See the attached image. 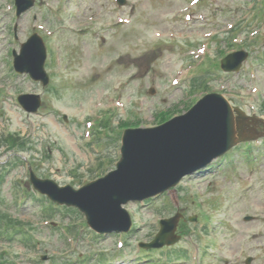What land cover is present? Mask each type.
I'll return each mask as SVG.
<instances>
[{"label": "rangeland", "instance_id": "374dc122", "mask_svg": "<svg viewBox=\"0 0 264 264\" xmlns=\"http://www.w3.org/2000/svg\"><path fill=\"white\" fill-rule=\"evenodd\" d=\"M38 1L37 5L16 18L12 1L0 0V135L9 131H17L20 134L24 132V137H28L31 145L34 147L32 152L27 153H30V159L37 165L36 169L38 172L53 177L58 183H70L72 180L71 169L77 167L78 173L83 175L88 166L87 162L90 153L86 152L88 156L85 155L84 149L80 145L84 140L83 136L85 134L83 132L85 127L84 129L80 125L74 127L73 124H70V120H67V122L63 121L61 119V112L56 107L67 112L69 117L70 115H76L83 118L85 116L84 113L96 115L99 113V109L106 107L104 101L111 102L105 97V93L110 90V85L114 84V87L122 83V80H125L128 83L126 84L124 81L117 90L122 91L123 106L119 103L117 113L113 114L110 120L113 130L117 128L121 119L132 118L129 114L130 108L135 109L136 103H134V99L138 95L144 97L142 99L143 106L139 107L138 110L136 107L137 119L142 125L157 123L156 112L158 105H162L164 110L174 109L177 112L185 110L186 104L197 96L196 93L188 94L186 92L187 82L185 81L182 83L179 81L174 86H171L170 83L172 79L177 80V78L182 76L184 72L182 60L188 62L189 57L185 56L181 60L179 54L174 49L173 43L169 41L170 39L165 37H150L149 34L152 32V27L150 26L156 24L154 27L172 33L179 31L182 35L188 34L189 36L200 37L203 34L201 30L209 29L211 25V27H217L216 24H213L217 21L219 22L218 31L221 33L224 25L226 29V21L228 20L235 23L236 19L240 18L241 25H244L242 17L246 15L241 10L245 9L244 7L246 6L244 5L248 0H212L213 3H218L222 10H231V13L228 15L222 11V13L217 14L216 7H213L212 3H208L207 14L211 19L203 22V28L199 27L198 22L183 25L182 22L187 21L185 16L181 20L170 17L171 12L175 9L185 7L184 12L187 11L186 9L192 6L190 0H128V4H133L132 8L128 4H124V8H119L115 0H49L52 5L64 2V6H61L62 17H56L52 13V10L48 21L45 18L47 7L43 4L44 0ZM209 1L207 0V2ZM257 4L264 5V2L262 0L257 1ZM123 10L131 14L134 21L137 18L132 28V33L129 34L131 36L130 42L128 38L122 39L114 35L118 31H121V27L111 28L105 23L107 21L111 23L115 22ZM67 11L70 14H67ZM92 11L96 12L99 16H96V20L87 19L88 13ZM114 11H116L115 16ZM251 12L259 17L262 16L258 7H254ZM105 16H108L109 19L105 18ZM112 17H114L113 21ZM212 18H216L217 20H212ZM45 24L57 31L56 35L52 36V38L54 42H57L61 46L62 63L57 64L55 60L52 61L51 64L55 67L53 70V83L52 87L49 86L43 94V108L37 113L27 116L15 100L16 93L21 91H41L42 88L25 74L15 75L12 60L9 59L12 49L10 52L9 49L12 47L18 50L20 42L25 39L32 29L41 35L42 33L45 34ZM14 25H16L17 38L13 36ZM60 25L63 27H60ZM68 26L71 27L65 28ZM124 27L126 28V26ZM173 27H177V30ZM144 28H146V31H144ZM93 31L97 32V35H91ZM256 31L264 35V22L257 26L251 25L250 30L247 26L243 27L239 36L243 38V43H245L244 40L248 39ZM82 33L86 35L84 39L81 37ZM101 34L105 35V41H101ZM220 35L221 37L222 35L225 36L224 33ZM143 36H145V40L148 42L163 39L169 41L172 45L168 47L164 46V48L169 49L168 52L164 53H157V51H161L160 47L163 46L155 44L149 47V53H157V55H154L155 57H150L149 55L136 57V59L134 57L131 59L124 57H130L133 54L132 51L134 53L141 52L139 49H142L145 44H149L141 42ZM137 39L139 40L138 44ZM45 43L49 58L51 59L53 56V46L50 43L49 37L45 38ZM128 43L132 51L130 49L127 51L122 49L118 55L117 48L120 49L122 45L126 47ZM223 43L224 41H221L220 44ZM97 44H102L108 49V52H97L95 50ZM186 44L188 50H196L192 41H188ZM263 44L258 42L256 48L248 46L251 52L248 59L244 61L245 66L242 70L233 73L218 71V75L214 76L212 74L210 80L213 85H216V88H222L227 93L235 91L239 95H248L247 100H241L245 103L246 106L244 105V107L249 113L253 110L254 103H257L259 109L260 103L264 101V63L261 64L258 60H255L257 51L264 50ZM121 55L123 56L122 58L120 57ZM139 55H142V53H139ZM116 56L120 57L121 60L119 63L116 61L115 64ZM139 58L143 59V61ZM251 61L253 63H250ZM247 64L249 68H254L252 72L246 68ZM216 66L215 61L208 57L205 64L199 67V78L204 79L205 74L207 75L208 71L214 70ZM129 84L131 85L128 86ZM234 85L237 87H234ZM71 87L74 88V91H79L75 89L76 87H82L83 89L80 91H86V93L77 95ZM3 88H5L6 92ZM151 88H154L153 93H150ZM117 96L118 94H114V97ZM115 103L116 100L113 99V104ZM110 127L111 125H108V128H106L108 134L111 133ZM246 134L251 139L257 137V133L253 131H247ZM101 141H103L102 138ZM116 143L117 141L113 139L108 144L111 154L113 153L112 147ZM58 145H61L64 151L60 150ZM48 146L51 147L49 158L41 159L37 157V155L43 154ZM3 151V148L0 147V160L5 161L8 154H1ZM114 155L118 157V147L115 149ZM218 161H220L221 171H218V167L215 166L209 172L215 178L216 175L222 173L223 167L229 164V162L234 167L233 171L232 167H228V170H231L233 174H229L228 172L223 174L227 180H224L223 177L220 178L226 190L228 207H231L230 218L233 220V223L226 222L225 228L222 230L218 229V236L220 237L219 245H216L218 244L217 236L210 235L204 237L197 229H202L203 232L208 234L209 231H212L216 227V222L212 218V211L220 203L218 196L204 197L202 200H199L196 196L188 194L192 190L191 188L185 189L183 192L188 196L187 205L189 207H198L199 221L196 233H200V237L194 239L193 245L199 249L205 245L211 247L207 251V254L199 261V264H224L227 258L228 260H233L229 259L227 255H231L236 251L242 252V255H244L243 259L247 255H252L251 264H264V156L257 157L250 163L251 167H255L251 170V173L248 171L250 170L249 165H247L246 161H241V154L236 150H233L225 158L217 159L215 162L217 163ZM24 170V165L16 164L15 166L8 167V170L3 174L0 185V197L2 199L0 201V209L4 210L11 217L30 224L32 228L35 227L37 231L34 237L40 243L36 245L37 248L35 249L32 247L31 241H27L26 243L19 236L12 239L1 236L0 251L2 250L1 247L6 245L9 251L13 252L14 258L18 259L19 264H53L54 262L66 264L62 262L61 257H54V262H47L51 255L63 254L67 249L61 248L62 244L57 235V230L46 224V218L40 217V209L42 208V201L40 199L45 204L47 202L32 189H29L26 181L21 178L27 179ZM218 172L220 173L218 174ZM93 173L95 171L92 172V175ZM84 175L89 174L84 172ZM229 176L236 177L229 179ZM79 179L73 178L75 186L79 182ZM245 179L250 181V183H245ZM200 183L203 184V181ZM17 191L21 194L22 199L20 198V194H17V198L15 197ZM175 194V191H170L166 197H170L179 207H183L182 203L177 201L178 194ZM34 195L39 197L35 196L37 198L35 199ZM164 197H157L145 204H140L136 201L126 203V207L133 208V216L136 219L139 216L141 222L145 223V226H141L135 233H132L130 238H148L145 233H148L155 223L150 216L156 214L158 210H162ZM173 202L172 205L176 206ZM164 203L169 204L167 200H164ZM172 211L165 213H171ZM69 213L77 217L75 221L76 227H80V230H85L87 224L83 217L73 208L69 209ZM244 214L253 215V219L245 220ZM54 220L57 221L56 219ZM64 220H68V218L66 217ZM114 236L113 234L105 237L100 236L102 238L100 239V245L113 244ZM79 244H82L81 240ZM182 244H185V241ZM185 247V250L189 251V248ZM31 249L33 251L31 254H35V259H37L36 254L38 253H46L48 255L47 259L44 261L36 260L33 263L27 257V253ZM59 250H61L60 253H58ZM196 256H199L198 250L196 251ZM104 262L108 263L106 260ZM129 264L131 263L129 262ZM157 264L170 263L163 259L161 262H157ZM174 264H192V261L191 259L184 260L183 262L175 261Z\"/></svg>", "mask_w": 264, "mask_h": 264}, {"label": "water", "instance_id": "95a60500", "mask_svg": "<svg viewBox=\"0 0 264 264\" xmlns=\"http://www.w3.org/2000/svg\"><path fill=\"white\" fill-rule=\"evenodd\" d=\"M40 44L41 43L38 39L32 37L28 43L22 46L20 54L16 55L15 64L19 70H29L35 78H41L45 82L47 80V76L43 70L44 50L43 48H40ZM185 120L186 119L181 117L177 121L170 122L169 126H173L176 122H185ZM163 129L164 127H162L158 133L163 131ZM152 131H154V129H147L141 131V133H151ZM179 134H182V132L179 131ZM224 134L231 138L229 130H226ZM133 136H131V138H133ZM167 142H169V137L161 141L162 144H166ZM202 142L208 144L211 149L218 151L223 149L226 145V138L223 136L212 140V142L211 140ZM150 145L151 146L149 147L147 142L144 143V141H142L138 147H134L130 150V162L132 165L137 163V167L139 168V171L132 169L133 177L137 178L142 175L150 178L155 176L160 171L171 172L179 170L184 166L187 149L182 143L177 142V140H172L167 146L157 144ZM33 181L38 188L47 192L53 199L75 202V200L71 198L62 199L58 195V189L51 182L39 179H33ZM66 190L69 194H74L73 191L68 189ZM83 208L86 209L89 214L90 221L93 222L97 216L95 206L85 205Z\"/></svg>", "mask_w": 264, "mask_h": 264}]
</instances>
